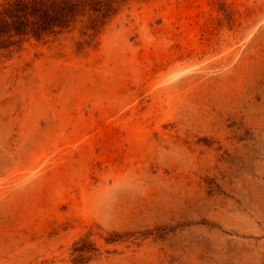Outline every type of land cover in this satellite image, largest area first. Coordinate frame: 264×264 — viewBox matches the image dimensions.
<instances>
[{
	"label": "rangeland",
	"instance_id": "obj_1",
	"mask_svg": "<svg viewBox=\"0 0 264 264\" xmlns=\"http://www.w3.org/2000/svg\"><path fill=\"white\" fill-rule=\"evenodd\" d=\"M0 55V264H264V0H125Z\"/></svg>",
	"mask_w": 264,
	"mask_h": 264
},
{
	"label": "trees",
	"instance_id": "obj_2",
	"mask_svg": "<svg viewBox=\"0 0 264 264\" xmlns=\"http://www.w3.org/2000/svg\"><path fill=\"white\" fill-rule=\"evenodd\" d=\"M125 0H0V55L32 36L56 35L80 23L96 32Z\"/></svg>",
	"mask_w": 264,
	"mask_h": 264
}]
</instances>
